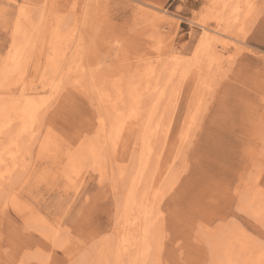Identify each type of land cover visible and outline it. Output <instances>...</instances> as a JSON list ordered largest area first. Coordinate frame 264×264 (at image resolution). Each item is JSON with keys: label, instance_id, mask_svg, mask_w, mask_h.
Masks as SVG:
<instances>
[{"label": "rangeland", "instance_id": "obj_1", "mask_svg": "<svg viewBox=\"0 0 264 264\" xmlns=\"http://www.w3.org/2000/svg\"><path fill=\"white\" fill-rule=\"evenodd\" d=\"M212 1H66L78 10L75 29L71 24L76 16L69 11L65 14L69 19L68 29L72 30L71 39L74 38L73 42L77 37V42L83 39L85 61L91 68L77 80L58 72L53 78L48 72L44 78V66L40 71L34 59L28 66L26 85L33 83L38 90L45 85L38 99L48 107L39 116L40 134L34 137L36 142H28L26 153H21L24 165L10 175L4 192L0 193V264H21L22 261L92 264L100 245L117 241L116 220L140 151L141 119L140 122L125 121L114 148L103 135L96 138L98 119L102 117L106 126L114 120L98 92L104 90L110 97V108L116 103V108L125 113L128 108L122 102L127 99L128 85L140 81L145 71L150 70L162 72L160 85H167V95H171L162 105L166 115L163 122L165 128L169 126V134L166 141L160 138L162 142L156 143V155L161 149L162 154L158 165L153 160L148 174V178L154 179L162 170L169 169L158 189L159 203L153 212L156 216L153 217L156 222L153 253L158 252L161 258L158 264H214V253L222 250L229 238L248 241L250 246L264 251V224L260 220L264 218L260 213L264 199V0H253L254 3L248 0L243 5L252 4L247 7L249 10L240 6V18L237 17L235 24L230 19L218 23L215 14L218 8ZM31 8L35 21L36 7ZM17 17L13 2L0 0V74ZM203 27L212 33L222 29L227 33L209 36L212 61L197 67L194 53L205 40ZM170 51L178 54V58ZM173 63L180 64L174 80L168 74L175 68ZM48 79H53L49 85ZM198 81L206 82L208 88ZM9 83V80L0 82L2 120L16 117L12 113L4 114L13 107L4 102L21 95ZM118 89L124 94L122 102L114 92ZM196 95L201 96L200 102ZM144 96L141 113L151 107L156 93ZM69 102L76 110L73 119L67 115ZM13 123L17 127L18 122ZM15 130L12 127L11 132ZM184 133L188 137L179 143ZM46 135L49 137L45 141L47 149L41 154L44 148L40 145ZM6 137L0 134V148L3 147L0 154L11 150L7 146L10 139ZM88 141L95 143L93 149L103 157L99 166L106 172L102 177L83 147ZM80 150L83 162L81 172L75 177L66 171L67 155ZM122 166L127 171L124 181L117 176ZM66 175L70 184L66 182ZM213 194L221 211L206 215L198 210V205L207 202ZM254 197L262 200L258 203L252 200ZM12 198L17 200L20 211L9 202ZM29 215L35 220L29 221ZM202 226L207 231L201 232ZM44 231L51 232L53 242L44 237L45 233L49 234Z\"/></svg>", "mask_w": 264, "mask_h": 264}, {"label": "bare ground", "instance_id": "obj_2", "mask_svg": "<svg viewBox=\"0 0 264 264\" xmlns=\"http://www.w3.org/2000/svg\"><path fill=\"white\" fill-rule=\"evenodd\" d=\"M11 1L15 5V8L18 12V17L16 18V21L13 24L12 38L10 37L11 41L8 45V48L6 49L7 52L5 54V58H4V61L2 63L1 74H0L1 81L0 82H3L4 80L5 81L6 80L11 81V83H9V86H15L21 95H19V97H17V98L11 97V98L7 99L6 101L4 100L5 104L13 105V107H11L12 111H9L7 109L6 112H4V114L12 113L14 116H16V117H13V119L7 117V118H5V120H2L1 115L3 114V110H1V108H0V134L2 136L6 135L8 137V139H10L9 145H7V144L6 145L11 148L10 151L8 149L6 150V151H8V153L3 152L4 154H0V193L4 192V190H3L4 186L8 184V182L10 180V175H13L19 167H22L24 165V162L22 159L23 156H21V153L22 152H23V154L26 153L25 149H26V144L28 142H33L34 140L36 142V139L34 137H38L40 134L38 129H37V123L39 120V116H41L45 112L46 107H48L47 104H44V101L41 98L38 99L41 96V94L44 93V86L45 85L42 86L39 90L37 88H35V86L32 85L33 83H31L30 85L29 84L26 85V80H24V79L26 78V73H27V69H28L30 62L34 59L36 61V63H38V67H39L40 71H42L41 66H44L43 67L44 72H43L42 77L46 76V74L49 72L51 74L50 78H53L54 75H56L58 72L59 75H64V76L67 75V76H71L77 80H81V78H83V76L89 71V67L91 68V66H88V64H86L87 62L85 61L84 51L82 49L83 48V45H82L83 39L80 40L79 42H77V40H79V39H77L78 38L77 37L76 41L73 42L72 39H74V38L71 39L72 30L68 29V24H69L68 20L69 19H67V16L65 15L66 12H68V11L73 12V15L76 16V18L73 19L74 20L73 23L71 24L74 26L73 29H75L76 24L78 25L77 15H76L78 13V10L75 9L74 5L73 6L67 5V2H66L67 0H21L20 2H16V0H11ZM247 1L248 0H213L212 4L216 8H218L217 9L218 12L215 13L218 17L217 22L220 23V22H224V20L227 21L230 19V21H233V23H234V21L237 20V17L240 18V6H242L244 3L248 4ZM251 1H253V0H251ZM254 1H256V0H254ZM254 1H253V3H254ZM32 5L34 6V9L36 7L35 11H37L35 13V14H37L35 21L33 20V16H32V14L34 13L32 11V8H31ZM251 5H248V6H251ZM256 5H258V4H256ZM68 6L71 7V9H69ZM75 6H76V4H75ZM248 6L245 7V5H243V7H245V8H247ZM80 7H82V6H80ZM245 8H244V10H245ZM253 10H254V8H253ZM246 16H244V17H246ZM81 17H82V15H81ZM85 27L86 26H84V28ZM238 28H240V27H238ZM222 30H223L222 31L223 33L221 31H218V30L214 31L212 33V32H210V30L208 28L203 27L202 35L205 36V40L203 39L204 40L203 44L198 49V51H196L194 53V58H195L194 60H195V63L198 65L197 67H199L201 64H204L203 62H208V64H209V62L212 61L213 56H211V54H213V53H211L210 51H212L213 46L208 44V41H209L208 38H209V36H211V35L213 36L214 34L220 35V34H226L227 33L224 29H222ZM226 30H228V28ZM224 32H226V33H224ZM88 33H86V34H88ZM89 36H90V33H89ZM213 41H214V39H213ZM206 42H207V44H206ZM88 52L90 53V50ZM219 52H221V51H219ZM219 52H217V54ZM171 54L174 57H176V55H178L176 53H173V51L171 52ZM216 56H214V59ZM176 58H178V57H176ZM187 60H189V59H187ZM194 60H193V63H194ZM178 61H179V59H178ZM176 65L177 66H175V64H174L175 68L172 66L173 68L171 69V73H168L170 75L169 76L170 79H172V80H174L175 74H177L176 72L178 71L180 64L176 63ZM204 65H206V64H204ZM166 69L163 71L166 72L167 71ZM183 69H184V67H183ZM30 72H34V71H30ZM160 72H161V70H160ZM184 72H186V71H184ZM161 73H156V72H153L152 70L145 71V73L143 74L140 81L132 82L131 84L128 85V87L126 89V93H125V96L127 98V99H125V102H122L123 101L122 96H124L123 92L120 89L114 91L116 93V95H118L120 97V99H117V100L119 102H122V104L124 106H127L128 111H125V113L120 111V109L116 108V103H113V107L110 108L111 107L110 97L106 94V92L104 90H102V92H98V95L100 96L101 101L108 105L107 107L109 108V112H108L109 116L114 117V120L110 126H106L104 124L105 121L102 119V117H100L98 119L99 122L97 124L98 127H97V131H96V135H95L96 138L99 135H101V136L103 135L104 136L103 139L107 140V141L109 139L110 143L112 144V146L114 148L118 143L117 139H119L120 136L122 135L123 126H124L126 120H132V121H137V122L139 121L140 122V119H141V124H140V129H139L140 130V137L138 136L139 137V143H140V151L138 152V159L136 162H134V164L132 166V170L130 168L132 175H131L130 179L127 178L129 184H128V187L126 188V190L123 194V198L121 201V202H123L122 203L123 204L122 209L119 210L118 217L116 220V222L118 223V228L116 229L117 231L115 233L118 236L117 241L114 244H108L109 242L103 243L102 240H100L103 244L101 243L102 245H100V246L98 244V246H99L98 250L95 251V254H94V255H96V258H94V261L92 264H101V263L102 264H158V260H159L158 258H160L157 255L158 252L156 254L153 253V249H154L153 229H154L155 223H156V222H154V219H153V217L156 218V216H153V212L154 213L156 212L155 210H156V207L158 206V203H159V197L156 196L158 189L160 188V184L167 178V175H168L167 172L169 169L163 168L164 170H162L160 173H158L154 179H153V177L148 178V174L150 173L149 170H150V166H151L153 160L155 161V164L158 165L159 160H160V155L162 154L161 153L162 149H161V151H160L161 154L159 153L156 155V153H155L156 143L160 141L159 140L160 138H162V139H164V141H166L168 134H169V126H167V128H165V123L163 122L164 116H166V115H164V111H163L164 109H162V105H163V103L166 102L167 99H169V97H171V95L170 96L167 95V94H169V93H167V90H166L167 85L164 84L165 87H162L160 85V80L162 79V76H163ZM33 75H35V74H33ZM178 75H179V73H178ZM180 75H182V74H180ZM197 75H198V73H197ZM169 77H168V79H169ZM178 77H177V79H178ZM180 77L182 78V76H180ZM166 79H165V81H166ZM170 79H169V82H173V81H170ZM52 81H53V79H51V80L48 79L47 80L48 83L46 82L47 85H49L50 82H52ZM165 81H164V83H165ZM179 81H180V79H179ZM176 82H177V80H176ZM203 82L204 81H200V82L198 81V83L203 84L201 86L206 87L207 83L205 82V84H204ZM78 84H80V83H78ZM104 88H106V87H104ZM207 88H208V86H207ZM167 89H169V88H167ZM169 91H170V89H169ZM152 92L156 93L153 104L151 103L152 104L151 107H149L145 113H141L140 112V105H141V101H144L143 100V97H145L144 95L147 93H152ZM196 97H197V99H199V102H200L201 96L196 95ZM192 103H194V102H192ZM105 104H103V105H105ZM204 106L206 107L205 104H204ZM190 108H191V106H190ZM190 108H189V110H190ZM197 108H199V107H197ZM195 109L196 108L193 107V112L196 111ZM193 114H195V113H193ZM13 121H16V123L18 122V125H17L18 128L16 127V125H14ZM168 125H170V124H168ZM12 127H14L16 129L14 132L13 131L11 132ZM106 127H108V129H105ZM186 131H187V128H186L185 132ZM7 137L5 139H7ZM187 137L188 136L186 133L181 135L179 138V143H181V141L184 140V138L186 139ZM46 140H49V137L47 135L45 136V139H43V142H41V145H40V147L42 149L44 148V151L42 150L41 154L43 152H45L47 149L46 144H45ZM160 142H162V141H160ZM94 144L95 143H93V141H90V142L88 141L86 144H84L85 146H83V147L86 148L87 153L90 155L89 157H91L92 163L94 165L98 166L99 176L102 177L104 175V173L106 172L105 169H104V171H102V167L99 166V163L101 162L103 157H100L97 154L98 151L96 152V150L93 149ZM3 145H5V144H3ZM83 147H82V149H83ZM2 148H0V149H2ZM18 153H20V154L17 155ZM82 153H83V151L81 152V150H80V152H78V153L74 152L72 154L67 155L66 171H68L69 174L74 175L75 177H77L78 174L81 172L80 170H81V166H82V162H83L82 161L83 160ZM125 169L126 168L123 167L120 170V172L117 174L120 181H122L124 176L127 174V171ZM151 176H153V175H151ZM66 177H67V175H66ZM68 179L69 178L67 177L66 182L68 184H70L69 183L70 180H68ZM258 180H259V178H258ZM163 187L165 188V186H163ZM159 191H161V190H159ZM252 200L258 201V203H259L262 199H260V198L257 199L256 197H254V199H252ZM9 202H11L12 206H14L15 209H17L18 211L21 210V207L17 203V200L12 198L11 201L9 199ZM260 207H261L260 213L264 214V199L261 202ZM260 213L259 214L257 213L258 216L260 215ZM154 215H156V214H154ZM27 220H26V222H27ZM31 220H35V219L31 218V216H30L29 221H31ZM44 223H46V222H44ZM36 224H37V222H36ZM1 227H2V225H1ZM45 232H48V231H44V233ZM50 233L49 234L45 233L46 235H44V237H46L49 240V242L50 241L53 242L52 240H50V238H52V237H50ZM39 234L41 235V233H39ZM54 234H56V233H54ZM241 235H242V233H241ZM242 237H243V235H242ZM66 241L67 240H65V242ZM62 245L64 246V242H62ZM253 246H255V245L250 246L248 244V241L245 242L244 240H242V242H241L238 240V242H237L234 238H229L228 241H226V244L224 245V248H222V250L219 248L220 251L217 250L216 253H214L215 251H213L215 258H216L215 263L216 264H264V251L260 250L256 246L255 247H253ZM39 248H42V247H39ZM9 254H10V252H9ZM4 256H6V255H4ZM12 256L13 255H11L10 258ZM220 256H223V259ZM49 257H50V255H49ZM4 259H5V257H4ZM15 260H17V259H15ZM10 262H11V259H10Z\"/></svg>", "mask_w": 264, "mask_h": 264}, {"label": "snow or ice", "instance_id": "obj_3", "mask_svg": "<svg viewBox=\"0 0 264 264\" xmlns=\"http://www.w3.org/2000/svg\"><path fill=\"white\" fill-rule=\"evenodd\" d=\"M67 115L69 119H73L76 116V110L71 102H69V104L67 105ZM198 210L206 215L221 211V209L216 206V197L214 194L207 202H202L201 204H199ZM261 223L264 224V218L261 219ZM200 231L204 232L207 231V229H204L202 226ZM21 264H30V261H22Z\"/></svg>", "mask_w": 264, "mask_h": 264}]
</instances>
